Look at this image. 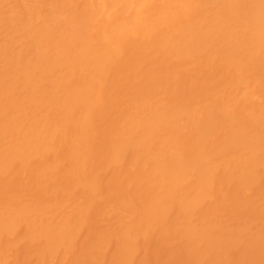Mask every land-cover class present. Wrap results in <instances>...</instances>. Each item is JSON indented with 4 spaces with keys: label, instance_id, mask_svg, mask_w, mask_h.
Masks as SVG:
<instances>
[{
    "label": "bare ground",
    "instance_id": "bare-ground-1",
    "mask_svg": "<svg viewBox=\"0 0 264 264\" xmlns=\"http://www.w3.org/2000/svg\"><path fill=\"white\" fill-rule=\"evenodd\" d=\"M0 264H264V0H0Z\"/></svg>",
    "mask_w": 264,
    "mask_h": 264
}]
</instances>
